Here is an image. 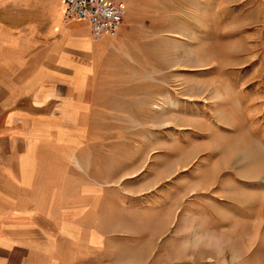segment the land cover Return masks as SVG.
<instances>
[{
	"label": "rangeland",
	"instance_id": "1",
	"mask_svg": "<svg viewBox=\"0 0 264 264\" xmlns=\"http://www.w3.org/2000/svg\"><path fill=\"white\" fill-rule=\"evenodd\" d=\"M121 1L88 114L48 135L116 207L90 261L264 264V0Z\"/></svg>",
	"mask_w": 264,
	"mask_h": 264
},
{
	"label": "crops",
	"instance_id": "2",
	"mask_svg": "<svg viewBox=\"0 0 264 264\" xmlns=\"http://www.w3.org/2000/svg\"><path fill=\"white\" fill-rule=\"evenodd\" d=\"M65 7V0H0V113L14 109L8 126L20 130L0 141L13 143L11 152L0 148V264H95L102 214L115 207H103L101 182L88 180L80 157L71 168L68 148L48 135L65 128L59 114H88L92 76L97 88L123 28L94 40L88 23L65 21Z\"/></svg>",
	"mask_w": 264,
	"mask_h": 264
},
{
	"label": "built area",
	"instance_id": "3",
	"mask_svg": "<svg viewBox=\"0 0 264 264\" xmlns=\"http://www.w3.org/2000/svg\"><path fill=\"white\" fill-rule=\"evenodd\" d=\"M66 22L88 23L94 40L114 37L122 28L126 7L110 0H65Z\"/></svg>",
	"mask_w": 264,
	"mask_h": 264
}]
</instances>
